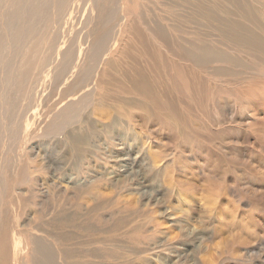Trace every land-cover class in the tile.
Segmentation results:
<instances>
[{"label": "rangeland", "instance_id": "1", "mask_svg": "<svg viewBox=\"0 0 264 264\" xmlns=\"http://www.w3.org/2000/svg\"><path fill=\"white\" fill-rule=\"evenodd\" d=\"M13 1L0 254L15 230L24 264L34 239L50 264H264V118L247 102L264 108V0H123L125 17L121 0H68L60 16L27 0L15 41ZM108 15L126 26L114 45Z\"/></svg>", "mask_w": 264, "mask_h": 264}, {"label": "bare ground", "instance_id": "2", "mask_svg": "<svg viewBox=\"0 0 264 264\" xmlns=\"http://www.w3.org/2000/svg\"><path fill=\"white\" fill-rule=\"evenodd\" d=\"M13 1V0H12ZM39 1V0H38ZM41 1V0H40ZM44 1V0H43ZM57 1V5H56V14H57V16H60L62 13H63V10H64V8L66 7V4H67V1L68 0H56ZM93 1V3H92V6H91V10L92 11H94L95 10V5L97 4V1H94V0H91V2ZM5 2V1H4ZM10 2V1H9ZM21 2H23L22 0H14L13 1V6L12 7H10L11 9V11H13L14 10V6L16 5H18V8H19V4H21ZM45 2V1H44ZM25 11L24 12H21L20 11V13L18 12V10H14L13 12H12V14H13V16L11 15V17H12V19L11 20H8L7 22H5L4 24H6L5 26H6V30H8V32H10L9 30H12V32H10L11 34L8 36L11 40L13 39L14 41H15V39L17 38V36L18 35H21V29H23L24 30V28H23V26H24V23H25V21L24 22H21V25H17L18 24V20L16 19V17L17 16H19V15H21V14H24L25 13V15L24 16H26L27 17V13H29L28 12V10H31V9H33L32 8V6L30 5V8H26L27 7V0H25ZM10 4V6H11V4L12 3H9ZM8 7V6H7ZM21 7H23V6H21ZM6 8V7H5ZM38 8H40L41 9V11H39L40 13L42 12V11H44L45 10V6H38ZM23 9V8H22ZM112 10L113 9H111V10H109V11H111L112 12ZM121 13H123V17H125L127 14H126V11H127V5L126 4H124L123 3V0H121V2H120V7H119V9H118ZM8 11V10H7ZM10 11V12H11ZM36 11H37V9H36ZM2 11H0V13H1ZM114 12H117V10L115 9L114 10ZM4 13V12H3ZM6 14H7V12H6ZM16 15V16H15ZM70 16H71V13L69 14ZM5 15L3 14V17H4ZM8 16V15H7ZM69 16V17H70ZM9 17V16H8ZM2 18V16H0V19ZM101 20L103 21V23H104V28H105V30H106V28L107 27H109L108 28V32L106 31L105 33H106V35H107V37L110 35V36H112L111 38H109L111 41H112V45H114V39H113V37L114 36H116V35H118V36H120V34L122 33V29H123V27L125 26H122V23H117L116 25L114 24L113 26H112V22H113V20H111L110 19V17H109V15L107 16V18H101ZM121 19H119V21H120ZM3 22V21H2ZM1 22V23H2ZM0 23V24H1ZM95 23V22H94ZM3 24V23H2ZM2 24L0 25V26H2ZM25 24H27V23H25ZM112 26V27H111ZM126 27V26H125ZM125 27H124V29H125ZM26 28V27H25ZM2 29V28H1ZM113 29H117V31H113ZM133 29H135V28H133ZM3 31V32H2ZM1 32L2 33H5L4 32V30H2ZM21 31V32H20ZM29 31V30H28ZM7 32V31H6ZM7 32V33H8ZM110 32H111V34H110ZM22 33H24V32H22ZM26 34V33H25ZM7 35V34H6ZM24 35V34H23ZM25 36V35H24ZM3 37V36H2ZM102 38V41H103V43L106 41V37H104V36H102L101 37ZM7 39V38H6ZM108 39V38H107ZM4 43V42H3ZM2 43V44H3ZM19 44V43H18ZM0 46H1V44H0ZM81 49V48H80ZM79 51V50H78ZM77 51V52H78ZM111 51V50H110ZM109 51V52H110ZM80 52V51H79ZM80 54H81V52H80ZM106 55V54H105ZM79 58V57H78ZM254 95V94H253ZM256 95L258 96V93H256ZM253 96H249V98L247 99V102L248 103H250V110L253 112V114H254V116H258L259 118H264V108H263V99L262 100H260L261 98H258V99H253L252 98ZM196 149V148H195ZM197 150H199L198 151V153H202V152H204L203 151V148L202 147H199V148H197ZM196 150V151H197ZM209 152V151H208ZM197 153V152H196ZM206 153V152H205ZM204 153V155H206ZM253 153V152H252ZM263 154V153H262ZM208 157H209V155H207ZM210 158L212 159V157L210 156ZM209 158V159H210ZM258 158V157H257ZM260 158V157H259ZM208 159V160H209ZM207 159H205V162L206 163H208L209 161H208ZM216 160V159H215ZM262 160V159H261ZM259 162V161H258ZM263 164V163H262ZM209 168V167H208ZM209 169H212L211 170V172L212 171H215V170H217V167H212V164H211V166H210V168ZM209 173V172H208ZM211 174V173H210ZM6 219H7V213H6V210H5V196L4 195H1L0 194V239H1V237H3L4 236V238H6L7 237V235H6V233L8 232L7 231V228H8V225H7V222H6ZM14 231L15 230H11V233H10V237H9V241L7 242V244L6 243H4L3 245H2V249H1V254H0V261H1V257H2V255H3V253L5 252V251H8L9 253H10V251H11V253L13 254V256H14V260L17 262V264H24L25 263V259H24V257L25 256H23V251H25V250H23V243H22V241H21V236L20 235H18L17 234V232L16 233H14ZM37 239H39V238H37ZM36 239H34L33 241H32V243H33V246H37L35 249H33L31 252H33L32 253V260H31V264H50V261H49V259L51 258V255H50V250L47 248V247H45V249L42 247V246H40V245H38V241H40V240H38V241H35ZM4 241V240H3ZM35 241V242H34ZM41 242V241H40ZM7 247H8V249H7ZM25 253V252H24ZM15 257H17V259L15 258Z\"/></svg>", "mask_w": 264, "mask_h": 264}]
</instances>
